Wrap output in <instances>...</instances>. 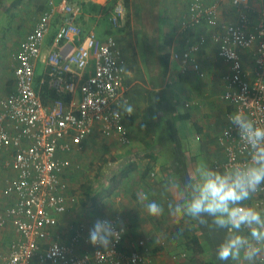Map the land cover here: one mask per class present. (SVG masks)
<instances>
[{
	"label": "built area",
	"instance_id": "obj_1",
	"mask_svg": "<svg viewBox=\"0 0 264 264\" xmlns=\"http://www.w3.org/2000/svg\"><path fill=\"white\" fill-rule=\"evenodd\" d=\"M250 0H230L238 13L235 23H223L218 8L222 0H190L186 25H203L216 45L217 56L228 63L223 78L222 99L227 123L218 137L224 159L214 160L212 167L223 170L230 163L248 158L229 116L243 112L257 125L264 127V13L255 23L246 14ZM264 4V0H260ZM79 8L68 0L47 1L34 27L26 34L20 50L14 55V90L0 99V166L14 172L3 189L8 204L0 206V234L11 226L6 249L0 237V264H148L144 254L149 250L147 239H137V248L122 249L125 229L117 223L118 216L105 218L118 225L120 235L107 248L88 242V233L78 224L66 241L59 226L60 216L78 201L71 192L67 176L79 168L70 155L80 154L96 130L101 137L116 136L121 144L129 142L124 122L128 116L119 105L124 97L125 58L113 35L100 39L92 31L84 32L77 24ZM60 24L52 39V49L41 55L43 40L53 15ZM125 9L116 1L106 17L109 28L123 27ZM206 40L202 34L187 50L173 53L200 76L203 72L192 52ZM248 50L250 63L246 67L239 50ZM45 65L44 74L35 85L38 59ZM47 84L61 96L45 104L39 85ZM120 111L119 118L113 116ZM228 130V135H224ZM113 161H108L104 177L113 173ZM153 175V174H151ZM108 180L101 182L105 185ZM264 190V186L261 187ZM85 244V252L77 250ZM160 246L167 247L161 240ZM185 257V253H181ZM176 258V255H173Z\"/></svg>",
	"mask_w": 264,
	"mask_h": 264
},
{
	"label": "crops",
	"instance_id": "obj_2",
	"mask_svg": "<svg viewBox=\"0 0 264 264\" xmlns=\"http://www.w3.org/2000/svg\"><path fill=\"white\" fill-rule=\"evenodd\" d=\"M47 1L0 0V99L14 90V55L20 50L23 39L34 27L39 15L47 8ZM68 1L79 8L76 22L84 32L92 31L100 39L107 35L116 37L126 63L124 97L127 101L122 102L119 107L123 111V105L127 103L133 107V113L124 119L128 127L127 144H121L116 136L101 137L96 130L87 139L86 147L80 153V171L84 170L85 165L90 167L96 161L94 176H98L97 187L92 189L94 192L109 189V193L103 190L98 207L94 208L83 190L85 197L80 202V207L77 201L60 216L59 226L63 240L70 238L73 228L78 224L87 234L97 218L118 216V225L125 229L122 249L134 250L137 248V239H147L149 250L144 256L148 259V264H248L242 259H217L215 247L223 233L211 224L210 219L208 225H201L189 217H172L167 209L168 203L179 200L183 193L179 187L166 191V182L182 183L185 177L193 175L201 163L212 167L214 160L224 159L218 137L227 123L229 111L222 99L225 90L223 76L229 71V65L217 56L216 45L211 41L209 30L205 26L186 25V11L190 0H187L181 13L166 18L174 24L171 31L165 29L159 34L143 26L138 31L140 36L146 38L147 46L154 48L153 60L150 57L143 60L142 55L136 51L134 36L126 37L130 28L127 18L123 20V27L109 28L106 15L111 7L108 5L111 2L114 5L118 0ZM205 2L210 3V0ZM261 13H264V4L260 0H250L246 12L249 20L255 23ZM218 15L223 23H235L238 20V13L230 0H222ZM60 20L59 15H53L43 40L41 55H46L52 49V39ZM202 34L206 35V40L192 52L203 72V76H200L191 65L182 70L181 62L173 57V53L189 49L198 43ZM160 35L162 41L159 40ZM164 52L169 53V61L166 75L162 77L159 56ZM239 54L247 67L250 63L249 51L240 49ZM38 62L42 65L40 74L36 73ZM44 71L45 65L40 58L35 66L36 79ZM179 115L186 118H178ZM78 155L70 156L76 158ZM110 159L117 163L113 166L111 176L104 177L101 169ZM73 160L77 162L76 159ZM123 169L128 170L125 176L122 175ZM75 171L67 176L69 185L72 184ZM13 176L14 172L0 166V206L8 204L3 189ZM104 178L108 180L105 185L101 183ZM72 188L70 191L75 193ZM139 193L160 203L164 207V213L160 216L148 215L138 201ZM246 204L264 214V190L255 193ZM244 231L246 233L247 230ZM10 236L13 234L8 225L0 234L4 249ZM161 240L167 242V247L160 246ZM87 249L81 242L77 247L79 252ZM182 252L186 254L185 257L181 256ZM254 264H264V256L258 257Z\"/></svg>",
	"mask_w": 264,
	"mask_h": 264
},
{
	"label": "clouds",
	"instance_id": "obj_3",
	"mask_svg": "<svg viewBox=\"0 0 264 264\" xmlns=\"http://www.w3.org/2000/svg\"><path fill=\"white\" fill-rule=\"evenodd\" d=\"M123 111L131 116L133 107L125 103ZM112 114L119 118L120 111ZM229 121L245 145L248 158L230 163L223 170L201 163L182 183L166 182V191L179 187L183 193L179 200L169 202L167 209L172 217H189L201 225H208L210 219L216 229L222 230L215 247L218 260L242 259L254 264L258 257L264 256V214L246 202L264 186V127L240 111L231 114ZM228 134L225 130L224 135ZM138 201L150 216L164 213V207L144 193L138 194ZM119 235L117 224L97 218L88 231V242L107 248Z\"/></svg>",
	"mask_w": 264,
	"mask_h": 264
},
{
	"label": "rangeland",
	"instance_id": "obj_4",
	"mask_svg": "<svg viewBox=\"0 0 264 264\" xmlns=\"http://www.w3.org/2000/svg\"><path fill=\"white\" fill-rule=\"evenodd\" d=\"M187 2V0H129L127 8L124 7V19L126 20L127 18L130 25L129 30L126 33V37L130 38L131 36H134L135 43H137L136 51L139 55H142L143 60H146L147 57H150L152 59L155 50L154 48L152 49L151 46H147V40L146 38H144V36L142 37L138 34V31H140L141 27H146L148 30L154 33L159 32V34L163 33L165 29L171 31L174 27V24L173 22H169L168 20H166V18H171L173 17V15H176V13H181L185 8V4L187 5ZM112 3L113 2L109 3L108 7L112 8ZM130 33H132L133 35H131ZM162 35L159 36V40L161 41ZM41 72L42 65L40 62H38L36 67V73L40 74ZM73 159H76L77 162H75ZM72 160L75 163L79 164V168L76 169L75 174L71 179L72 184L70 185L71 187H73L72 190L77 194V199L80 207V202L84 201L85 197V194H83L82 186L90 185L93 188L97 187L96 184L98 176H94V168L96 165V161L91 163L90 167L85 165L84 170L80 171V154L76 156V158L72 157ZM88 161L89 158H87L86 162ZM110 161L113 160L110 159ZM113 162L114 165H116L117 162ZM101 171H103V173L107 171V163L103 165ZM82 172L83 174H81ZM108 204L109 203H107V205Z\"/></svg>",
	"mask_w": 264,
	"mask_h": 264
},
{
	"label": "trees",
	"instance_id": "obj_5",
	"mask_svg": "<svg viewBox=\"0 0 264 264\" xmlns=\"http://www.w3.org/2000/svg\"><path fill=\"white\" fill-rule=\"evenodd\" d=\"M112 1H116V0H112ZM121 1H122V4L124 5V7L127 8L129 0H121ZM159 59H160V63H161L160 74H161L162 77H164L166 75V72H167L168 61H169V53H167V52L166 53L165 52L161 53L160 56H159ZM38 80L39 79L37 78L36 82H35L36 86H38ZM39 88H40V94L42 96V100H43L44 104L51 98H55V97L61 96L60 93H58V92H56V91H54L52 89H49L47 87L46 83L39 85ZM182 117L186 118L184 115H179L178 116V118H182ZM127 171H128L127 169H123L122 170V175L125 176ZM114 178L115 177L113 176V179ZM82 188L85 191L86 197L90 200V204L94 208L98 207L99 198H100V196L102 194V191L105 190L106 193H109V189L106 190L104 188H103V190L99 189L96 192H94V190L92 189V187L90 185H83Z\"/></svg>",
	"mask_w": 264,
	"mask_h": 264
}]
</instances>
